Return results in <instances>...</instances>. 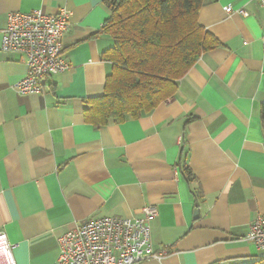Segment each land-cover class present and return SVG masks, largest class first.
I'll return each mask as SVG.
<instances>
[{"label": "crops", "instance_id": "0c3cea01", "mask_svg": "<svg viewBox=\"0 0 264 264\" xmlns=\"http://www.w3.org/2000/svg\"><path fill=\"white\" fill-rule=\"evenodd\" d=\"M61 9L71 13L63 39L71 68L22 95L16 84L28 67L1 50L8 15ZM110 17L106 0H0V231L16 264H55L65 233L147 206L158 210L153 248L168 254L141 264H261L247 236L264 215V5L204 4L198 23L217 47L172 98L96 127L85 103L104 96L112 72L102 59L114 44L103 30Z\"/></svg>", "mask_w": 264, "mask_h": 264}, {"label": "trees", "instance_id": "16d2710c", "mask_svg": "<svg viewBox=\"0 0 264 264\" xmlns=\"http://www.w3.org/2000/svg\"><path fill=\"white\" fill-rule=\"evenodd\" d=\"M212 1L106 0L111 17L103 30L114 44L102 59L113 68L104 96L85 103L87 123L99 127L112 119H136L172 98L177 81L217 47L197 18ZM261 118L264 123V104ZM182 171L190 183L195 180L188 165Z\"/></svg>", "mask_w": 264, "mask_h": 264}, {"label": "built area", "instance_id": "2783aa9c", "mask_svg": "<svg viewBox=\"0 0 264 264\" xmlns=\"http://www.w3.org/2000/svg\"><path fill=\"white\" fill-rule=\"evenodd\" d=\"M264 5V0H258ZM231 14L233 9L226 8ZM245 14L244 11H240ZM71 13L61 9L56 15L42 10L8 15L2 31L1 50L22 56L28 72L16 84L22 94H37L42 81L70 70L63 59V39L70 27ZM141 216L130 219L104 217L87 221L65 233L60 239V253L55 264H141L161 259L168 253L155 252L151 240V222L158 216L155 206L142 208ZM247 240L253 243L264 259V215L250 223ZM15 246L0 231V264H16Z\"/></svg>", "mask_w": 264, "mask_h": 264}]
</instances>
